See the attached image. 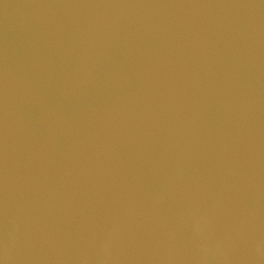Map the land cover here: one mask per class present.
I'll list each match as a JSON object with an SVG mask.
<instances>
[{
  "label": "water",
  "instance_id": "obj_1",
  "mask_svg": "<svg viewBox=\"0 0 264 264\" xmlns=\"http://www.w3.org/2000/svg\"><path fill=\"white\" fill-rule=\"evenodd\" d=\"M0 264H264V0H0Z\"/></svg>",
  "mask_w": 264,
  "mask_h": 264
}]
</instances>
